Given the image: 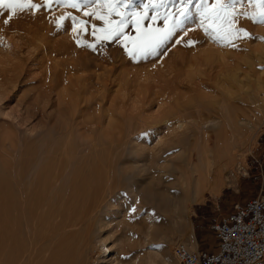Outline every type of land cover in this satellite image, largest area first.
<instances>
[{"label":"rangeland","instance_id":"obj_1","mask_svg":"<svg viewBox=\"0 0 264 264\" xmlns=\"http://www.w3.org/2000/svg\"><path fill=\"white\" fill-rule=\"evenodd\" d=\"M74 2L77 8L63 0H33L44 7L17 13L9 25L0 18V264H179L173 252L178 240L200 247L207 219L217 207L227 211L261 188L264 192V118L259 116L245 131L238 158L218 186L185 196L173 179L176 173L166 172L170 161L187 156L177 141L193 147L200 140L201 134L190 130L214 116L213 103L227 73L225 77L236 73L251 86L244 90V103L249 97L263 103L262 6L254 0H192L184 5L139 0L141 7L129 17L135 4L128 8L125 0L110 5ZM222 3L238 4L241 15ZM186 9L194 13L184 25L187 31L180 28L158 48L145 51L141 37L162 35L181 19L177 11ZM122 16L127 19L119 25ZM118 25L122 35L113 39ZM209 47L214 58L206 59ZM249 66L253 76L247 75ZM254 77L260 87L254 86ZM172 107L181 109L183 127L165 130L161 117ZM216 132L208 131L212 142L218 139ZM251 150L263 176L257 175ZM109 160L115 168L110 180L103 174ZM149 167L156 174L150 176ZM49 168L55 173L50 195L64 196L73 177L89 168L91 178L101 180L94 195H105L89 229L65 239L60 249L51 245L57 228L53 214L70 209L66 199L23 204L15 190L18 205L1 201V187L20 182L32 190L38 185L35 174L43 179ZM21 172L23 181L15 179ZM155 182L164 187L158 194L149 188ZM169 189L178 192L175 205L167 200L172 198Z\"/></svg>","mask_w":264,"mask_h":264},{"label":"bare ground","instance_id":"obj_2","mask_svg":"<svg viewBox=\"0 0 264 264\" xmlns=\"http://www.w3.org/2000/svg\"><path fill=\"white\" fill-rule=\"evenodd\" d=\"M222 7H231L233 13L237 14L236 17L241 15L242 7L238 4L230 3V5L228 6L225 3H222ZM212 53H215L212 48L207 49V51L205 52L206 59L214 58V55ZM221 59L222 58H220V60ZM236 70H239V68H236ZM253 70L254 69L249 66L247 75H252ZM226 75H228V73ZM225 76H223L225 78L224 84L221 85V88L223 90L218 95L219 100L213 103L214 105H216L212 112L214 116H209L210 119L202 122L201 126L198 127L196 125L190 130V133L192 134L199 132L201 134L200 140L196 142L195 146L193 147H190L189 142L185 140L181 139L182 141H177V144L180 145L179 148L182 149L184 153L186 152L187 156L184 159L179 157L178 161H170L172 167L170 169H166V172L168 171L169 173L173 174L176 173V176L173 177V179H175L179 184L180 190L185 194V196H189L192 190H195L196 194L203 195L205 191L210 190L213 186H218V184L222 182L226 170L231 167L232 164L236 161V158H238V145L240 144L241 138L244 136L245 131L254 127V119L257 116L264 118V94L262 95V104H259L256 97H249L248 100H246L244 103L242 96L247 93L244 92V90H248V88L251 86H249V84H246L247 86L244 85L236 75V73H234L232 77ZM255 80L256 82H254V86L256 88L260 87V79L256 78ZM225 85L228 86L227 89L225 88ZM243 104H246L245 111L247 109V115L243 114V109L241 108L245 106ZM180 114L181 109L175 107L173 109H170L169 112L165 111L163 113L161 121L163 122V127H165V130H171L173 126H177L178 129L183 127L182 121L179 120ZM42 115L44 116V114ZM172 119H176V121L172 122ZM214 129H218V132L216 133H218L220 137H218L219 135L216 136L218 139L214 138L215 141L212 142V136H208V131H214ZM221 134L224 137H221ZM195 158L196 162L194 163ZM147 161L152 165V160L149 159L146 160V162ZM103 165H105L103 174L107 177L108 180H110L115 171L114 162L109 160ZM90 168L88 170H84L83 172L81 171V173H78L73 177L64 196L48 194V192L51 190L50 182L52 180V177L55 178V173H52V168H49L48 171L46 170L47 172L45 171L46 173L44 174L45 176L43 179V175L41 176V173L35 174L34 178L35 180H37L35 181V184H38L39 186L37 185V187L32 190L25 188V186H23L20 182L12 184L10 183L1 187L2 192H4L1 201L3 204H8V202L10 201H16L17 204V199L15 198L16 196L14 195V197L12 195V193H14L13 191L15 190L18 191L17 196L23 204L29 201H33L37 202L36 205H40L43 204L44 201L48 200H50V202L58 200L64 202L66 199L68 204L70 203V209L65 210L63 208L60 210H56V215L53 214V221L55 222V224H57V228H55L52 232L53 234L51 238H55V241H52L51 245L55 249H60L61 246H63L62 244L64 243L65 239L74 237L75 235L80 233L81 230L89 229L90 226L88 225V222L92 219V214L95 213L96 209H99L101 207L100 205L104 200L105 195H103V197L94 195L96 186L101 180L97 183L93 180L94 178H91L93 173L91 172L92 169ZM149 169L152 171L148 173L150 174V176L156 174V171H154L153 167H149ZM23 175L24 174L22 172L18 173L15 175V179L23 181ZM98 176H101L100 173H98ZM149 188H151V191L155 194H158L161 190L164 189L163 184L161 186V183L158 184V182L152 183ZM169 191H171L172 193V198H168L167 200L172 205H175V197L178 192L173 189H169ZM106 197L108 198V196ZM94 200L96 201L95 204L91 203V201ZM48 214V216L50 217L51 211Z\"/></svg>","mask_w":264,"mask_h":264},{"label":"built area","instance_id":"obj_3","mask_svg":"<svg viewBox=\"0 0 264 264\" xmlns=\"http://www.w3.org/2000/svg\"><path fill=\"white\" fill-rule=\"evenodd\" d=\"M257 163V175L263 176L262 164L251 150ZM207 234L201 246L191 248L183 241L174 244L173 252L179 264H264V192L247 196L230 205L227 211L218 207L207 219Z\"/></svg>","mask_w":264,"mask_h":264},{"label":"snow or ice","instance_id":"obj_4","mask_svg":"<svg viewBox=\"0 0 264 264\" xmlns=\"http://www.w3.org/2000/svg\"><path fill=\"white\" fill-rule=\"evenodd\" d=\"M55 3L60 4L61 0H54ZM82 3H90L91 0H81ZM100 3L103 5H110L112 0H99ZM231 2V0H229ZM254 2L260 4L262 6L261 8V23L264 24V0H254ZM178 3L180 5L184 4H191L192 0H178ZM63 4L67 7L71 8H77V3L74 2V0H63ZM135 4V9L132 12H129L128 16H132L135 14V11L138 10L141 5L139 4V0H125V6L128 8H132ZM44 7L43 4H35L33 3V0H0V9H5L4 12H0V18H3V24L9 25L10 21L13 19V17L17 13H23L25 11L29 10H38L39 8ZM152 7L156 8L158 5L156 3H152ZM197 12L200 11V9H196ZM87 15V13H85ZM111 12L108 13L109 16H111ZM177 15L181 17V19H177L175 24L170 26L169 29L164 32L162 35H153L152 33H145L141 39L140 43L144 47L145 51L150 50L153 47H159L163 42L168 40L173 34H179L178 29L184 28V25L188 23V21L193 17L194 13L191 10H184L183 12L177 11ZM218 15V14H217ZM247 15V14H245ZM102 17H97V19H101ZM127 17H121V20L119 21V25H122L125 23ZM165 20H167V17H165ZM73 23H76L75 19L73 18ZM119 25L116 29H114V36L113 39H115L118 36H121L122 33L119 31ZM62 25L57 22V27H61ZM184 31H187V28H184ZM240 32H246L244 29H237V33ZM177 43L180 41L177 40ZM190 43V42H189ZM91 47V45H88Z\"/></svg>","mask_w":264,"mask_h":264},{"label":"crops","instance_id":"obj_5","mask_svg":"<svg viewBox=\"0 0 264 264\" xmlns=\"http://www.w3.org/2000/svg\"><path fill=\"white\" fill-rule=\"evenodd\" d=\"M194 241H195V243L196 244H198L199 245V243H198V241H197V238L194 236ZM201 244V243H200Z\"/></svg>","mask_w":264,"mask_h":264}]
</instances>
